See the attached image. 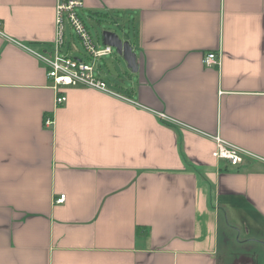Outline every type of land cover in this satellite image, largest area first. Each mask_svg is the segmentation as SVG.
<instances>
[{"label": "crops", "instance_id": "crops-1", "mask_svg": "<svg viewBox=\"0 0 264 264\" xmlns=\"http://www.w3.org/2000/svg\"><path fill=\"white\" fill-rule=\"evenodd\" d=\"M58 1L0 0V264H260L226 244L264 247V0H82L128 28V85L100 77L130 100L56 106ZM216 135L250 156L213 158Z\"/></svg>", "mask_w": 264, "mask_h": 264}, {"label": "built area", "instance_id": "built-area-1", "mask_svg": "<svg viewBox=\"0 0 264 264\" xmlns=\"http://www.w3.org/2000/svg\"><path fill=\"white\" fill-rule=\"evenodd\" d=\"M83 8L82 0H59L55 6V33L53 49L49 54H37V57L46 68V76L50 87L54 91L55 105H61L66 101L64 90L69 87H88L96 89L123 100L130 99L120 92L110 88L100 77V65L97 61L107 54H112V47L104 45L96 48L89 29L81 17L79 9ZM73 30L83 47V56H73L69 51H64L66 42L65 24ZM203 64L206 67L219 65L218 53L209 52L203 56ZM163 117V115H161ZM54 119L47 115L44 119L45 126H52ZM215 148L212 157L224 160L231 165H239L245 156H250L239 147L225 141L219 136L212 137ZM64 195H60L57 202H63Z\"/></svg>", "mask_w": 264, "mask_h": 264}, {"label": "rangeland", "instance_id": "rangeland-1", "mask_svg": "<svg viewBox=\"0 0 264 264\" xmlns=\"http://www.w3.org/2000/svg\"><path fill=\"white\" fill-rule=\"evenodd\" d=\"M79 11H80L82 19L84 20V22L86 23V25L89 29V32L92 36L94 43L96 44V48H98V49L104 47V45L102 44V31L103 30L112 29L116 32L118 37L121 39H124L125 34H127L128 28H125L122 30L120 27L113 26L112 24H110L106 20H102V21L98 22L97 19H99V17L95 13H89L88 14V12L83 11L82 8L79 9ZM65 32H66V42H65L64 51H69L70 54H72L73 56H81L82 57L83 56V47L80 44L76 35H74L73 30L69 27V25L67 23L65 24ZM112 51H113L112 55L107 54L104 57L100 58L97 61V65H100L99 67H100V70L102 71L104 69V67L109 64L110 71L106 70L107 71L106 74L107 73L109 74L111 72V76H113V79L116 82H118L119 85L127 86L128 85L127 76H126L127 74L125 73V72H127L126 63L121 56L116 54L114 49H112ZM105 63H106V65H105ZM113 66H115V68H113ZM117 74L120 77H117ZM111 76H109V77H111ZM241 235L243 237L246 236L244 231L241 232ZM242 244H244V243H242ZM226 245H227V250H228L229 255L232 252H235L237 250H243V249L250 250L251 249V251H253V253L257 254V257L259 259V263L264 264V260H263L264 247L262 246V244L257 243V242H252V245H249V246H246L245 244L243 246L241 244L238 246H234L228 242ZM228 258L229 257L224 255V259H223L224 261L223 262L227 263Z\"/></svg>", "mask_w": 264, "mask_h": 264}, {"label": "water", "instance_id": "water-1", "mask_svg": "<svg viewBox=\"0 0 264 264\" xmlns=\"http://www.w3.org/2000/svg\"><path fill=\"white\" fill-rule=\"evenodd\" d=\"M102 44L111 46L116 54L120 55L126 62L127 67L133 72L137 69L136 54L127 40H123L110 30L102 31Z\"/></svg>", "mask_w": 264, "mask_h": 264}]
</instances>
